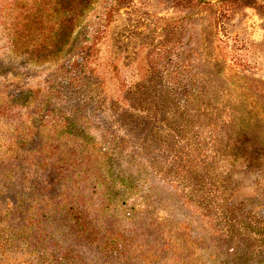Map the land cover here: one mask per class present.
I'll list each match as a JSON object with an SVG mask.
<instances>
[{
  "label": "rangeland",
  "instance_id": "obj_1",
  "mask_svg": "<svg viewBox=\"0 0 264 264\" xmlns=\"http://www.w3.org/2000/svg\"><path fill=\"white\" fill-rule=\"evenodd\" d=\"M1 1H8L11 7L13 34L5 35L0 30V59L10 56L28 71L11 69L0 73V103L5 95L17 101L20 89L45 86L51 68L82 56L87 78L82 85L71 87L72 96L68 91L69 103L77 97L75 103L84 106L82 111L95 124L93 134L98 138L120 140L157 166L159 178L163 176L166 181L153 179L142 192L144 201L155 208L153 215L162 211L160 215L170 219L168 228L180 232L183 239L190 238L187 245L193 246L194 240L201 242L198 247L204 253L202 258L208 252L206 240L210 247V237H220L217 231H230L227 221L231 216L264 224V162L258 164L247 155L251 144L241 139L246 136L223 125L214 133L197 136L183 107L187 102L199 103L198 97L188 98L195 94L203 75L223 72L219 86L243 92L249 89L256 98L244 102L264 109V101L258 97L264 93V0L255 4L223 0H79L76 12L64 10L58 0ZM71 14L77 17L71 45L50 55L28 52L35 42L53 46L59 40V31H66L61 21ZM212 15H216L219 27ZM191 35L202 38L203 45L197 54H192L189 67L178 60L179 51L171 46L186 42ZM4 44H9L10 49ZM195 54L204 58L199 68ZM261 115L264 118V112ZM259 124L263 126L264 121ZM65 175L64 184L73 186L77 176L67 171ZM178 180L177 185L201 207L182 204L184 196L174 183ZM24 198L12 200L9 208L22 212L30 204L35 210L44 207ZM198 211L212 215L213 222ZM13 217L0 211L2 235L3 225ZM234 227L233 230L239 226ZM242 229L246 234L253 232ZM62 230L55 229L58 233ZM137 230L140 234V227ZM146 230L151 233L150 228ZM67 238L75 246L77 241L72 236ZM238 243L234 239L230 245L236 248ZM47 245L56 248L51 241ZM26 248L25 255L19 258L24 263L30 259ZM78 251L86 258L95 253L85 238Z\"/></svg>",
  "mask_w": 264,
  "mask_h": 264
},
{
  "label": "trees",
  "instance_id": "obj_2",
  "mask_svg": "<svg viewBox=\"0 0 264 264\" xmlns=\"http://www.w3.org/2000/svg\"><path fill=\"white\" fill-rule=\"evenodd\" d=\"M58 1L64 10L79 9V0ZM223 1L255 4L258 0ZM10 9L8 1L0 2V30L5 35L13 34ZM215 16L212 15V21L218 26ZM76 20L72 14L65 16L60 26L66 31H59V40L53 46L35 42L28 52L37 56L62 52L66 44L73 43ZM201 45L203 39L191 35L186 42H177L171 47L179 51L178 60L190 67L192 54H197ZM3 47L10 49L9 44ZM196 54L199 68L204 58ZM82 58L60 62L50 69L52 73L45 86L29 91L20 89L17 101H10L5 95L0 103V211L14 216L8 225H3V235L0 232L1 264H156L153 259L160 264H264V224L231 216L227 221L230 231H217L220 237H210V247L206 240L208 252L202 258L204 253L198 247L201 242L194 240L193 246L187 245L190 238L183 239L180 232L174 233L168 228L170 219L160 215L162 211L153 215L155 208L144 201L142 192L153 179L166 181L163 176L159 178L157 166L120 140L98 138L93 134L95 124L82 111L84 106L75 103L77 97H72L75 101L69 103L68 91L77 83L82 85L87 78ZM11 69L28 71L10 56L0 59V73ZM223 74L203 75L195 94L191 93V99L188 98L197 100L198 97L199 103L187 102L184 110L197 136L214 133L222 125L233 127L236 133L246 136L241 138L243 143L251 144L247 155L263 164L264 149L260 145L264 146V125L259 122L264 121L261 115L264 109L244 102L256 98L249 89L243 92L219 86L218 79ZM258 97L264 101V93ZM65 171L77 176L71 187L64 184ZM178 182H174L175 186ZM177 187L185 199L182 202L180 196L182 204L190 203L195 209L201 207L188 192ZM23 196L44 207L35 210L30 204L22 212L9 208L12 200L19 201ZM208 217L213 222L212 215ZM235 225L239 227L233 230ZM57 227L63 230L58 233ZM242 228L253 232L246 234ZM68 236L77 241L75 246L70 245ZM84 238L95 251L91 258L78 251ZM234 239L240 242L236 248L230 245ZM39 241L41 245L37 244ZM50 241L55 249L47 245ZM25 248L30 259L24 263L19 258L25 255Z\"/></svg>",
  "mask_w": 264,
  "mask_h": 264
},
{
  "label": "water",
  "instance_id": "obj_3",
  "mask_svg": "<svg viewBox=\"0 0 264 264\" xmlns=\"http://www.w3.org/2000/svg\"><path fill=\"white\" fill-rule=\"evenodd\" d=\"M203 1H217V0H203Z\"/></svg>",
  "mask_w": 264,
  "mask_h": 264
}]
</instances>
